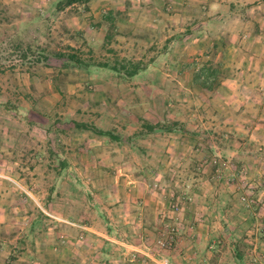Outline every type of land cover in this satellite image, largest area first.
Here are the masks:
<instances>
[{
  "label": "rangeland",
  "instance_id": "374dc122",
  "mask_svg": "<svg viewBox=\"0 0 264 264\" xmlns=\"http://www.w3.org/2000/svg\"><path fill=\"white\" fill-rule=\"evenodd\" d=\"M64 1L0 0V131L25 138L17 153L0 146V254L6 256L1 263L264 264V107L237 102L243 91L225 82L231 74L214 62L215 81L203 87L201 62L189 57L182 75L187 89L154 92L156 99L168 95V105H148L152 94L146 90L136 103L110 105L105 98L128 97L130 91L104 92L100 81L129 80L125 73L104 75L99 69L129 66L131 60L120 56L114 38L107 46H86L76 23L93 25L86 11L94 0L58 8ZM133 1L104 3L122 8ZM158 1L177 15L181 8L189 23L211 0ZM223 2L235 14L233 35L253 29L251 18L264 21V0ZM234 80L262 78L239 74ZM257 93L244 90L251 100ZM42 118L44 128L34 123ZM74 118L95 129L96 122L97 130L119 139L95 140L93 130L68 129ZM61 119L73 149H97L67 156L71 170L61 167L62 142L40 132L49 136ZM110 152L132 166L107 164ZM90 156L100 163L91 166ZM37 161L41 168L35 169L30 164ZM11 179H23L24 189ZM25 190L52 200L38 206Z\"/></svg>",
  "mask_w": 264,
  "mask_h": 264
},
{
  "label": "crops",
  "instance_id": "0c3cea01",
  "mask_svg": "<svg viewBox=\"0 0 264 264\" xmlns=\"http://www.w3.org/2000/svg\"><path fill=\"white\" fill-rule=\"evenodd\" d=\"M107 1L108 0H94L87 4L88 9L86 15L88 16V20L91 19L93 25H85V23L82 22L80 25V21L76 23L78 24V28L84 31L82 36L84 37L86 46L89 48H95L97 45H99V47L102 45L107 46L108 40L111 39V42L114 40V42L120 44V47L118 46L122 50L120 56L131 60V64L129 66L127 65L128 67L123 66L118 68V66L114 67L111 65L101 66L99 71H102L104 75H122V73L124 74L133 71L135 67L137 68L136 74L130 77L127 76L129 81H124L127 82L125 84H122L121 81H116L114 83L110 81H100V88L103 89L104 92L112 89L130 91V93H127L128 97H124L120 94V97L116 95L113 99L105 98L107 103L114 106L123 103H136V96L139 95V92L146 90L147 93L150 91L152 94L151 99L146 100L148 105L155 106L158 103L168 105L170 101L168 95H162V97H157L156 99V97H154V92L155 90H160L162 93H166L167 91H179V93L181 92L180 90L185 91L187 89V83H182V75L187 71L186 64L189 57L190 60H200L201 69H199V73L201 74L206 73L213 65V62L220 67L219 69L221 72H226L227 75L228 73L231 74L230 78L225 82L229 83L235 90L243 91V96H238L239 99L236 100L237 102L242 105H249L251 103V105L258 104L260 107H264V29H262L264 28V21L262 17H260V19H249L255 22V24H252L253 29L249 30L248 33H245V29L241 28L237 35H233L231 34L233 32L230 28L231 22L235 19L232 15L235 14L230 10H228V12L225 11L226 4L223 0H211L207 4H204V7L201 6L200 9H203V11L200 12V15L202 16L198 19H192L189 23L182 17L184 12L181 8L178 9L181 14L177 15L170 10L171 6H166L158 0H135L122 8L104 3ZM227 7L228 9L232 8L231 4H227ZM261 8L264 10V5L261 6ZM253 9H258V7L255 6ZM231 10L234 11L233 9ZM111 15L116 17L113 19L110 17ZM176 17H178L177 21L175 20ZM96 18H99V20L94 21ZM245 23L247 22L245 21ZM245 23L244 19H242V26H244ZM109 28L114 31L113 35H110L108 32ZM223 39H225L226 43L224 44L225 46L221 47L219 40ZM118 55L119 51L115 56ZM131 65L133 68H131ZM197 70L198 67L196 68V71ZM214 71L216 74L217 71ZM256 73L262 78V80L256 83L251 80L247 83H245V80L240 82L234 80L236 75L239 74H248L251 76ZM171 75H177V79ZM157 76H161L160 78L162 79L157 81V78H159ZM210 81H215L214 77L211 78ZM222 84L223 83H220V87ZM220 87H218V89ZM133 90L136 95L133 93ZM244 90L257 91L258 93L255 98L251 100V98H247L244 95ZM228 102L232 105L235 103L233 101ZM43 119L44 118L40 120L35 119L34 123L44 128L46 122L43 121ZM73 120L76 123H83V121L79 122L75 118ZM132 121L134 122L135 120ZM60 122H62V119L55 125L60 129H54L49 136H46V133L49 134L46 130H40V132L46 139L51 136V139L55 140L53 143H56V141L62 142V144L57 146V149L60 148L58 156H63L62 160H66L61 161V167L64 168L67 164L66 169L71 170L72 168L69 165V158L67 156H73V154L80 156V151H84L83 154L92 155L96 153L97 149L92 151H88L85 147L73 149L72 146H74V142L70 139V134L66 131H62L63 126H59ZM93 125L98 129L96 122H93ZM74 127L75 123L73 122L71 127L67 128L74 131ZM77 131L79 133H89L87 130ZM10 134L11 133L6 130L3 132L0 131V146L6 147L8 152L12 154L14 152L17 153L19 152L21 141L25 140V138L19 133ZM61 134L67 137L65 138ZM260 135L264 138L263 132H261ZM97 136L98 135L95 136V140H97ZM106 137L115 141L119 139L113 132L110 133V136ZM82 145L86 146L87 144L83 142ZM116 150L112 152H116ZM117 153L120 155V152ZM97 157L98 156H92L90 158L91 160H88L91 166L100 163ZM110 157V161L108 162L109 159L106 161L107 164H112L113 161L120 162L118 166L115 165V167L121 169L132 166L127 158L116 159L115 153L110 152ZM40 162L41 161H37L33 165H30L33 167L36 166L35 169L38 167L41 168ZM10 164L15 166L19 165L14 163ZM26 164L27 163H24V165ZM22 166H20L19 169H21ZM107 168H109V166H107ZM11 180L14 184L24 189L21 185L23 179ZM124 187L126 188L127 186ZM26 195L31 196L38 206L41 205L40 203H42L45 198L46 200H52V195L43 198V196L33 195L27 191ZM201 197L202 195H199V198ZM130 198L131 197H128L127 201L134 200L133 197ZM102 199L106 200L105 197ZM27 200V198H24V201ZM50 205L48 204V206ZM3 246L4 245L0 242V251ZM5 257L4 254H0V264L4 262Z\"/></svg>",
  "mask_w": 264,
  "mask_h": 264
},
{
  "label": "trees",
  "instance_id": "16d2710c",
  "mask_svg": "<svg viewBox=\"0 0 264 264\" xmlns=\"http://www.w3.org/2000/svg\"><path fill=\"white\" fill-rule=\"evenodd\" d=\"M89 1H91V0H65L64 3L60 2L58 4V8L69 7V6L74 5V4L78 3V2H84V3L87 4ZM67 58H68L69 61H72V62L75 60V57H73V56H68ZM131 68H133L132 65H131ZM136 72H137V68L135 67V69H133V71H129V72L125 73V75L130 77V76H133L134 74H136ZM206 73L202 74V75L205 76L204 77V82H203V84H204L203 87H205V85H207L206 83L209 82L211 78L214 77V79H215V71H213L212 68L207 70ZM75 126L78 127V128H81L82 130H87V131L88 130H93V132L96 135H99V136H110V133L99 131V130L93 128V127H88L87 125H84V124L83 125H79V124L75 123ZM149 130H151V128Z\"/></svg>",
  "mask_w": 264,
  "mask_h": 264
},
{
  "label": "built area",
  "instance_id": "2783aa9c",
  "mask_svg": "<svg viewBox=\"0 0 264 264\" xmlns=\"http://www.w3.org/2000/svg\"><path fill=\"white\" fill-rule=\"evenodd\" d=\"M242 200H244V198H242ZM155 264H168V261L165 259H162L160 262L155 261Z\"/></svg>",
  "mask_w": 264,
  "mask_h": 264
}]
</instances>
